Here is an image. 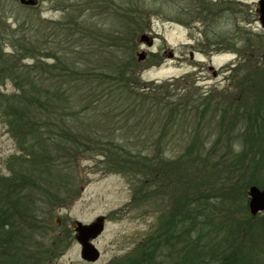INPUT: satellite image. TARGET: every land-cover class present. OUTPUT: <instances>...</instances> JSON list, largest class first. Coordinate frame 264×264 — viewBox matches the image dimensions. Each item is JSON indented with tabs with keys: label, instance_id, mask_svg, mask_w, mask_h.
Segmentation results:
<instances>
[{
	"label": "rangeland",
	"instance_id": "rangeland-1",
	"mask_svg": "<svg viewBox=\"0 0 264 264\" xmlns=\"http://www.w3.org/2000/svg\"><path fill=\"white\" fill-rule=\"evenodd\" d=\"M26 1L34 3L27 5L21 0H0V52L6 59H10L15 52L12 42L20 44L18 39L28 37L23 32L30 35L32 25L42 23L52 26L55 30L49 32L51 40L59 41L63 35L53 26L56 23L70 22L74 25L78 21L81 25L98 24L108 30L111 22L106 16L112 13L110 3L119 4L121 8L131 6L129 0ZM130 1L136 7L142 8L144 5V9L154 12L146 31L142 33L154 40L153 47L148 48L140 43L142 34L132 40V54L138 61L136 78L152 88L179 79L171 92L157 88V101L162 102L164 97L166 102H179L182 96L189 95L192 106H197L204 99L205 106L211 111L206 121L192 122L191 113L184 109L185 117L167 123L163 120L169 109L163 107L162 121L157 120L160 123L155 125H161L167 134H157L156 129L154 131L156 138L160 137L163 147L154 157L160 156L164 168L159 177H153L158 186L156 189H150L143 180L144 176L132 171V167L122 171L111 168L114 161L89 156L80 160L78 177L75 179L78 191L70 204L58 207L52 200L47 202L40 192L33 194V191L26 190L22 193H29L27 197H33L37 214L46 230L49 224L54 223L55 236L59 235L63 241L72 238L71 243L64 241V249L57 251L56 258L49 264H120L139 258L142 252H147L144 245L155 230L159 217L167 210L166 206H177L178 200L186 194H196V198H209V205L213 207L217 205L218 197H228L229 192L235 189L245 193L247 200L240 199L235 203L233 212L226 211L217 217L216 233L221 238L223 226L229 223L253 224L255 237L252 240L257 249L253 253L256 256L244 257L241 264H249L246 261L264 263V215L254 222L247 217V212L250 215L247 209L250 187L257 186L264 190V129L258 118L259 114H264V40L261 39L264 37V29L259 21L260 0H208L215 12L205 18L195 15L196 0H158L156 3V0H145V4ZM93 44L94 47H90L87 53H92L94 59L98 60L97 64L108 65V58L116 50L113 43L104 48L106 55L96 50L101 43ZM89 45L87 42L86 46ZM80 46L74 45L73 48L78 51ZM50 48L57 46L50 43L47 52ZM142 52L146 58L140 62L138 56ZM170 53L174 57L171 58ZM125 57L126 54L122 55L123 59ZM33 63L30 58L20 62L27 68ZM83 63L88 65L89 61L85 59ZM49 64L54 62L49 61ZM211 67L214 70H210ZM242 71L244 75H241ZM14 94H17V89L13 82L0 75L1 100L5 102ZM220 106L227 111L224 115L225 111L218 114L222 125L211 120L213 110ZM148 120L153 121L151 118ZM121 121L111 123L112 135H108V139L151 141V135L145 133L148 130L143 132L140 128V133L134 132L132 126L137 123L132 118L126 124ZM184 124L187 125L182 126ZM121 125L124 128L118 133L116 130ZM199 140L206 144L209 152L204 155V160L196 164L195 147L190 149L188 146ZM236 155L238 158H235ZM22 156L0 109V179L14 176L16 170L11 171L10 165L17 168L16 163L21 161L16 159L15 162L14 159ZM218 166L234 172L232 186H229V180L227 184L220 183L218 172L221 170ZM229 187L231 189L228 191ZM51 195L64 199V194L56 195L53 192ZM100 216L105 217L106 228L94 244L101 257L96 263H88L81 258V247L74 240L76 234L73 227L76 221L91 224ZM180 252L174 257L158 251L153 259L154 264H185L186 255L188 261L190 255L187 250Z\"/></svg>",
	"mask_w": 264,
	"mask_h": 264
},
{
	"label": "trees",
	"instance_id": "trees-1",
	"mask_svg": "<svg viewBox=\"0 0 264 264\" xmlns=\"http://www.w3.org/2000/svg\"><path fill=\"white\" fill-rule=\"evenodd\" d=\"M129 2L131 6L127 8L110 3L112 13L106 16L111 22L108 30L98 24L81 25L78 21L74 25L70 22L56 23L53 26L63 36L59 41H52L49 32L55 29L39 23L30 27V35L23 32L28 37L18 39L20 44L12 42L15 52L11 60L0 52V75L10 79L17 89V94L7 101L5 99V102L0 97V109L23 153L21 158L14 159L15 162L21 161L16 163L17 168L10 165L11 171L16 170L14 176L0 179V264H49L56 258V252L64 249L65 240L72 242L70 237L63 241L59 235L55 236L54 223L48 225V230L43 227L44 222L37 214L33 197H27L29 193L22 194L26 190L33 191V194H44L47 202L52 200L58 207L70 204L78 191L75 179L78 177L80 160L89 156L114 161L111 168L122 171L132 167V171L144 176L142 178L150 189H156L158 186L153 177H159L164 168L160 156L154 157L163 148L160 137L156 138L154 131L156 129L157 134H167L165 128L155 125L162 121L163 107L169 109L163 120L167 123L185 117L184 109L191 113L192 122L206 121L211 111L205 106L204 99L197 106H192L189 95L182 96L179 102H166L164 97V104L157 101V88L171 92L179 79L152 88L136 78L138 61L132 54V40L146 31L154 12L144 9V5L142 9ZM135 2L145 4V0ZM195 3L198 18L215 12L208 0H196ZM261 39L264 40V37ZM87 42L89 46H86ZM96 42L101 45L94 49L102 55H106V46L112 43L115 46L112 57L108 58V65L97 64L98 60L94 59L92 53H87ZM50 43L61 49L50 48L47 52ZM74 45L80 46V50L76 51ZM124 54L126 57L123 59ZM27 58L34 61L28 68L20 64ZM85 59L89 61L88 65L83 63ZM49 61L54 64H49ZM243 72L241 75L245 74ZM221 111H225L223 115L227 113L220 106L213 110L211 120L222 125ZM131 118L137 123L132 126L134 132L140 133V128L143 132L148 130L145 133L151 135V141L139 139L129 142L107 138L112 135V122L122 120L126 124ZM150 118L152 122H149ZM258 118L264 129V114H259ZM122 127L116 131L120 133ZM263 129L259 128L260 131ZM188 147H195L196 164L204 160V155L209 152L201 140ZM218 168L221 170L218 172L220 183L227 184L228 180L231 183L234 172L221 166ZM53 192L56 195L64 194V199L53 197ZM227 196L218 197L217 205L212 204L214 206L211 207L209 198L186 194L178 200L177 206H166L167 210L159 217L155 230L144 245L148 254L142 252L139 258L120 264H154L153 259L158 251H164L165 256L175 257L180 251L187 250L190 259L187 260V254L185 264H241L244 257L256 256L253 252L257 249L252 240L255 237L254 225L249 222L224 225L222 231L226 233L218 238V226L215 227L218 225L215 221L217 217L226 211L233 212L235 203L247 198L238 189L230 191ZM247 217L252 222L260 218L252 217L248 212ZM251 249L254 250L249 253Z\"/></svg>",
	"mask_w": 264,
	"mask_h": 264
},
{
	"label": "water",
	"instance_id": "water-1",
	"mask_svg": "<svg viewBox=\"0 0 264 264\" xmlns=\"http://www.w3.org/2000/svg\"><path fill=\"white\" fill-rule=\"evenodd\" d=\"M22 3L32 5L33 1L21 0ZM259 21L261 27L264 29V0L259 2ZM140 43L151 48L154 44V40L147 34H143L140 37ZM139 61H143L146 58L144 52L140 53ZM214 69V68H212ZM216 75V73H214ZM249 211L252 216H257L259 213H264V191L257 186H252L249 189ZM106 227V220L104 216L96 218L91 224H83L76 221L73 227L75 232V240L81 247V258L88 263H96L101 253L94 244V242L104 233Z\"/></svg>",
	"mask_w": 264,
	"mask_h": 264
},
{
	"label": "flooded vegetation",
	"instance_id": "flooded-vegetation-1",
	"mask_svg": "<svg viewBox=\"0 0 264 264\" xmlns=\"http://www.w3.org/2000/svg\"><path fill=\"white\" fill-rule=\"evenodd\" d=\"M169 56H170L171 58L174 57V55H173L172 53H170ZM210 70H213L212 67L210 68ZM214 72H215V71H214ZM215 73H216V72H215ZM215 76H217V73H216ZM263 215H264V214H263Z\"/></svg>",
	"mask_w": 264,
	"mask_h": 264
}]
</instances>
